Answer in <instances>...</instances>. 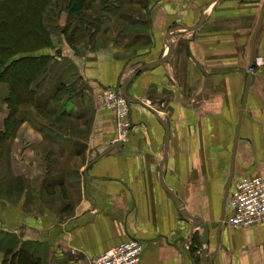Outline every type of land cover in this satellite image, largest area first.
Returning <instances> with one entry per match:
<instances>
[{"label":"crops","instance_id":"crops-1","mask_svg":"<svg viewBox=\"0 0 264 264\" xmlns=\"http://www.w3.org/2000/svg\"><path fill=\"white\" fill-rule=\"evenodd\" d=\"M81 18L73 45L48 21L26 100L1 91L0 264H92L130 239L140 264H264V223L226 222L240 179L264 178V0H92ZM105 89L129 96L125 142Z\"/></svg>","mask_w":264,"mask_h":264},{"label":"trees","instance_id":"trees-1","mask_svg":"<svg viewBox=\"0 0 264 264\" xmlns=\"http://www.w3.org/2000/svg\"><path fill=\"white\" fill-rule=\"evenodd\" d=\"M52 1L0 0V95L7 85L11 106L29 97L31 84L52 58L48 53L54 49L48 28V7ZM91 1L67 0L68 23L62 33L63 42L73 45L90 35L88 23L81 17ZM3 264H40V261L30 253L18 251Z\"/></svg>","mask_w":264,"mask_h":264},{"label":"built area","instance_id":"built-area-1","mask_svg":"<svg viewBox=\"0 0 264 264\" xmlns=\"http://www.w3.org/2000/svg\"><path fill=\"white\" fill-rule=\"evenodd\" d=\"M264 66V58L257 57L250 72ZM105 108L116 112L118 134L115 143L127 141L132 123L129 119L130 104L120 92L105 89L101 93ZM226 222L232 227H250L264 223V178L261 175H246L240 179L231 191L228 201ZM73 253L76 250H72ZM143 243L130 239L95 257L92 264H140Z\"/></svg>","mask_w":264,"mask_h":264},{"label":"rangeland","instance_id":"rangeland-1","mask_svg":"<svg viewBox=\"0 0 264 264\" xmlns=\"http://www.w3.org/2000/svg\"><path fill=\"white\" fill-rule=\"evenodd\" d=\"M66 5L67 0H54L48 7V11L51 15L48 17L49 23L54 25V27H56L59 32L65 28L68 23V17L66 16ZM56 11H59V13L56 14Z\"/></svg>","mask_w":264,"mask_h":264},{"label":"water","instance_id":"water-1","mask_svg":"<svg viewBox=\"0 0 264 264\" xmlns=\"http://www.w3.org/2000/svg\"><path fill=\"white\" fill-rule=\"evenodd\" d=\"M202 22H204V18H202L201 23H200L199 25H201ZM169 57H170V53H168V55H167L163 60L158 61L156 64L164 63L165 61L168 60ZM151 66H153V64H152V65H151V64H145V65H143L142 67H140V68L135 72V74H134V76H133L132 78H134L135 76H137V75L140 73V71H142L144 68H146V67H151ZM132 78H131V79H132ZM131 79H130V80H131ZM123 94H124V96H125L127 99L129 98V96L127 95L126 91H123ZM228 192H229V191H228ZM228 192H227V197H228ZM181 210H182V213H183L184 217H186V218H188V219H191V220L194 221L195 223H196V222H199L198 225L201 226V227H203V224L200 223V221H198L197 219H194V218H192V217L190 218V215H189L184 209H181ZM207 236H208V230H205V239H204V242L207 241V239H208ZM201 256H202V258H203V263H202V264H208V258L206 257V256H207V251H206V249L203 250V252L201 253Z\"/></svg>","mask_w":264,"mask_h":264}]
</instances>
